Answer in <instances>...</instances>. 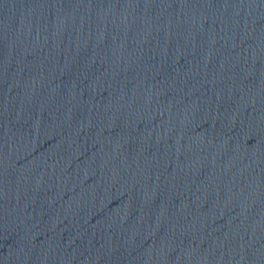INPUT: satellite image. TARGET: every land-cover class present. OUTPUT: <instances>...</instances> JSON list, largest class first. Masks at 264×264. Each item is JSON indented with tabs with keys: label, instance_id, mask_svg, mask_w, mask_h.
<instances>
[{
	"label": "water",
	"instance_id": "water-1",
	"mask_svg": "<svg viewBox=\"0 0 264 264\" xmlns=\"http://www.w3.org/2000/svg\"><path fill=\"white\" fill-rule=\"evenodd\" d=\"M0 264H264V0H0Z\"/></svg>",
	"mask_w": 264,
	"mask_h": 264
}]
</instances>
